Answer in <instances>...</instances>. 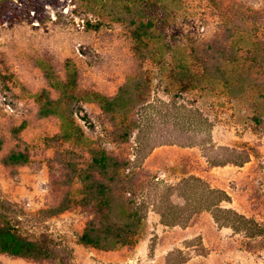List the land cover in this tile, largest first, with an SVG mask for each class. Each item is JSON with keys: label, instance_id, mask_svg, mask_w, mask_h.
<instances>
[{"label": "trees", "instance_id": "trees-1", "mask_svg": "<svg viewBox=\"0 0 264 264\" xmlns=\"http://www.w3.org/2000/svg\"><path fill=\"white\" fill-rule=\"evenodd\" d=\"M89 1L128 29L139 70L112 97L94 91L78 97L79 71L72 60L65 62L64 80L51 65L37 62L49 87L58 93L52 99L43 90L35 100L41 118L54 117L60 123L59 133L46 142L57 147L68 189L57 205L34 214L5 199L0 191V254L71 264L73 253L67 246L50 233L31 235L26 228L32 219L42 222L75 208L90 216L78 243L104 252L135 247L146 233L150 209L165 227L187 228L207 212L220 228H230L250 242L263 240V225L224 207L231 203L225 190L193 175L171 186L156 181L143 165L156 148L172 145L198 148L211 168L242 167L250 162L251 148L215 145L205 107L212 100L213 104H231L238 121L264 131V9L209 0L219 19L218 30L200 38L182 28L188 0ZM59 2L0 0V25L44 24L50 18L48 7L55 8ZM154 85L167 100L153 95ZM64 101L99 107L107 120L106 139L89 137L77 119L94 128L83 107L77 114L65 111ZM126 145L133 148L131 155H117L108 147ZM3 146L0 138V151ZM3 163L30 165L31 159L24 152H12ZM174 194L183 198V205L172 201ZM176 253L180 256L172 260L175 254H170L167 264L186 262L182 252Z\"/></svg>", "mask_w": 264, "mask_h": 264}, {"label": "rangeland", "instance_id": "rangeland-1", "mask_svg": "<svg viewBox=\"0 0 264 264\" xmlns=\"http://www.w3.org/2000/svg\"><path fill=\"white\" fill-rule=\"evenodd\" d=\"M223 1L226 5L236 2L264 9L263 0ZM48 16L49 20L41 25H0V138L4 142L0 151V191L5 199L29 214L57 205L68 189L67 171L58 161L57 147L46 142L59 133L60 123L54 117L41 118L35 100V95L43 90L49 91L52 99H57L58 93L49 87L37 62L48 63L64 80L65 62L72 60L79 71V89L75 92L78 97L92 91L112 97L139 70L128 29L112 21L89 0H60L55 8L48 7ZM218 25L209 0H188L182 22L185 33L208 38L217 32ZM153 95L167 100L157 85L153 86ZM212 101L205 112L213 123V142L217 146L251 148L250 162L242 167L211 168L198 148L172 145L156 148L143 169L156 181L171 186L191 175L202 178L229 194L231 203L224 207L264 226V131L256 130L247 121H238L231 104ZM79 107L94 125L90 127L77 116L87 135L104 141L108 125L99 107L77 101H64L62 105L65 111L75 114ZM108 147L117 155L133 152L131 145ZM12 152L28 154L31 164H4V157ZM172 201L184 204L177 194ZM89 218L88 212L75 208L42 222L32 219L26 229L31 235L50 233L67 246L73 253L71 264H167L170 254H175L172 260L180 256L178 251L187 259L183 264H264V239L250 242L230 228H220L207 212L198 215L187 228H181L163 226L150 209L146 233L138 244L113 252L78 243ZM0 264L48 263L0 254Z\"/></svg>", "mask_w": 264, "mask_h": 264}]
</instances>
